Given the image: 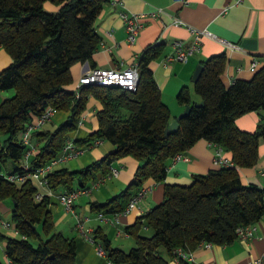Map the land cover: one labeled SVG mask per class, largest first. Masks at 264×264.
Wrapping results in <instances>:
<instances>
[{"label": "trees", "instance_id": "trees-1", "mask_svg": "<svg viewBox=\"0 0 264 264\" xmlns=\"http://www.w3.org/2000/svg\"><path fill=\"white\" fill-rule=\"evenodd\" d=\"M107 0H0V45L12 58L0 70V91L14 89L0 103V169L24 173L22 162L28 146L21 133L48 105L69 111L54 130L32 133L36 150L30 158L32 168L47 164L62 150L78 129V121L90 97L102 107L96 114L99 126L78 144L96 138L108 140L115 148L81 169L55 168L48 175L49 186L71 191L86 187L97 175H106L112 163L131 155L139 160L130 183L104 202L92 201L95 213L116 214L148 181L166 178L168 160L184 153L198 140L215 143L232 153L235 165L253 167L259 160V145L264 141V114L254 131L241 129L236 119L248 112L264 110V65L251 79H235L229 86L222 80L227 62L225 52L202 61L203 70L194 87L204 101L192 100L183 85L177 99L190 105L179 120L180 128L170 134L165 128L171 112L162 99L151 62L162 55L164 44L157 42L139 55V80L135 90L122 86L86 84L75 89L71 68L86 61L95 64L93 55L100 35L95 22ZM56 10L46 8V3ZM217 166L194 173L189 184L165 183L164 197L126 232L135 239L130 250L112 246L110 239L96 228L107 259L112 264H172L175 249L196 250L203 242L225 245L238 238L241 226L255 223L264 215V188L244 183L238 169ZM38 186L33 178L18 184L0 175V200H12L11 222L18 236L0 233L5 251L14 264H78L77 243L55 230L52 198H36ZM147 226L151 232L143 234ZM46 235L44 238L41 231ZM103 244V243H102ZM163 247L166 256L160 252ZM0 264H5L0 259ZM180 264H191L180 260Z\"/></svg>", "mask_w": 264, "mask_h": 264}, {"label": "crops", "instance_id": "crops-1", "mask_svg": "<svg viewBox=\"0 0 264 264\" xmlns=\"http://www.w3.org/2000/svg\"><path fill=\"white\" fill-rule=\"evenodd\" d=\"M46 8L56 10L57 7L47 2ZM156 9H162L161 16L145 19L137 40L130 43L127 40L125 22L120 13L122 11L142 13ZM176 18L180 19L182 23H174ZM95 26L100 35L98 47L93 55L95 64L92 65L91 62L86 61L73 65L71 68L73 80L68 88L75 89L81 76L92 67L125 66L139 57L146 46L161 42L164 44L163 53L151 62V67L162 91V99L170 108L171 120L177 117L179 112L184 111L186 107L177 99V93L183 85L189 87L192 100L202 101L201 96L193 89L192 75L197 65L208 57L222 52L226 53L227 62L221 77L227 86L238 78L251 79L255 72L264 65V0H107L96 19ZM190 27L207 29L210 34L201 37L200 48L190 56L186 63L176 61L164 63V57L173 51V41L175 39H183L187 42L194 39ZM217 37L226 39L240 47L227 45ZM245 38L255 39L256 47L243 46L242 41ZM11 61L12 58L9 53L0 45V70L10 64ZM253 62L256 64L254 65ZM101 107L102 104L98 99L93 96L90 97L84 111L87 115L84 124L72 133L73 138H85L97 130L99 121L96 112ZM263 114L264 110L251 111L239 116L236 123L243 130L254 131L260 116ZM106 142L103 147L99 146L103 141L98 146L93 147L92 162L102 158L115 148L112 142ZM217 148L218 146L215 143L205 139L198 140L190 149L184 152L182 159L174 164H172V159L168 160L169 167L163 181L150 180L145 184L152 185V189L146 193L131 212L111 216L113 221H103L112 224L116 231L118 229L126 231V226L134 224L142 215L162 201L165 183L189 184L194 173H204L220 166L215 165L213 161ZM223 155L233 161L230 151L223 150ZM139 163V160L131 155L116 159L112 163V166L119 168V174L115 177L112 176L116 180L110 190L106 191V194L97 196L94 201L104 202L126 188L127 184L133 179ZM235 167L238 169L244 183H256L264 188V141L261 140L260 142L259 160L253 167H240L238 165H235ZM104 176L105 178L100 183L111 178L106 177V175L102 176L101 172L98 173L97 178ZM54 201L56 204L59 202L56 199L52 200V203ZM12 207L13 204L10 198L9 200L8 198L0 200V215L8 214L11 216ZM50 208L52 209V204ZM75 208L78 210L76 203ZM87 208L92 211L91 203L87 205ZM78 213L80 214V212ZM93 214L95 218L102 221L97 217V213L93 212ZM89 217L90 214L85 216V222ZM57 223L58 221H55V224ZM254 224L255 230L250 238L242 239L238 237L233 242L225 245H200L193 251L194 258L190 263L246 264L248 261L258 258L264 252V215ZM98 227L101 226L98 225L92 228L96 231ZM143 228L147 234L151 232L147 226ZM143 228L141 232H143ZM129 237L132 236L129 235ZM73 238L77 243L78 264H85V257L81 253L83 248L93 250L96 244L88 241L79 233L75 234ZM99 240L102 243L101 239ZM123 249L126 250V247ZM0 259L5 264H14L7 257L5 242L1 239ZM172 264H180V262L172 260Z\"/></svg>", "mask_w": 264, "mask_h": 264}, {"label": "built area", "instance_id": "built-area-1", "mask_svg": "<svg viewBox=\"0 0 264 264\" xmlns=\"http://www.w3.org/2000/svg\"><path fill=\"white\" fill-rule=\"evenodd\" d=\"M121 16L125 22L126 31H127V40L130 43H134L138 35L144 25L145 19L149 17L157 18L162 14V9H156L150 12H128L122 11ZM174 23L181 24L182 21L178 18L174 19ZM190 31L194 34V39L191 42H187L183 39H175L173 41V51L167 54L164 57V63L171 62H181L186 63L190 56L200 48L201 37L203 35L210 34L207 29H198L196 27H190ZM218 38V37H217ZM221 42L233 46L240 47L239 45H235L227 41L223 38H218ZM137 57L130 64L125 66L121 65L119 67H92L89 71H87L84 75L81 76L77 87L75 88L76 94L79 95V88L82 85L86 84H97L104 86H122L128 90H135L138 85L139 80V61ZM255 65L256 63L253 62ZM57 108L52 105H48L45 109L38 115L34 122L28 123L25 129L21 133V140L25 145L28 146L27 151L25 152V158L22 162V167L24 169V173L20 172H5L0 169V175H3L6 179L12 182H16L18 184H22L26 182L29 178H33L35 180L36 185L38 186V191L36 193V198L41 200L44 196H48L50 198H56L68 212H71L76 217L75 227L76 229L90 242L96 244V249L98 254L105 255L106 251L101 242H99L96 238L95 231L92 227L85 226V219L80 216L78 211L75 208V199L84 193H88L103 181L104 177L97 178L94 182L90 183L86 187H78L71 191L68 190H60L56 191L49 186L48 183V175L51 171H53L57 165L64 163L72 158L79 156L81 153L86 151L89 148L98 146L103 140L100 138H96L88 143L83 145L78 144L75 141V138L71 137L67 139L65 142L61 152L50 160L47 164L32 168L30 164V158L36 150V145L32 141V133L39 129H42L43 126L49 122L54 114L57 112ZM86 114L82 113L78 126H82L84 124V120L86 118ZM218 148L214 155V164L220 166H233L235 165L234 161H231L224 157L223 148L217 145ZM184 157V153H177L172 157V164L176 161L182 159ZM169 167V166H168ZM167 167V169H168ZM119 174V168L111 165L109 173L106 174V177L117 176ZM152 189V185H144L138 191L136 195H134L126 208L118 212L116 214H104L102 212L97 213V217L102 220L113 221L111 216H118L120 214H127L131 212L137 205V203L146 195L148 191ZM117 219V217H116ZM13 223L9 220H6L2 216H0V225L2 227H10ZM255 230V224H248L241 226L237 230L238 237L242 239H247L252 237ZM15 232L18 233L15 228ZM123 233L128 234L126 231L118 229L117 234L121 235ZM201 245L211 246L210 242H203ZM193 252L186 251L182 247H178L175 249V256L173 260L176 262H180V260H193ZM246 264H264V252L258 258L248 261Z\"/></svg>", "mask_w": 264, "mask_h": 264}, {"label": "rangeland", "instance_id": "rangeland-1", "mask_svg": "<svg viewBox=\"0 0 264 264\" xmlns=\"http://www.w3.org/2000/svg\"><path fill=\"white\" fill-rule=\"evenodd\" d=\"M193 89L195 90L194 87V82H193ZM15 93V90L12 89H6V90H1L0 91V103L1 101L8 97V96H12ZM197 93V92H196ZM181 112L178 113V115ZM69 114V111L64 110V109H59L57 110V112L54 114V116L52 117V119L47 122L43 128L45 129H50V130H54L55 128H57V126L63 122L67 116ZM108 140H103V143H101L99 146L103 147L104 143L106 144ZM93 147L87 149L86 151H84L83 153H81L79 156L72 158L64 163H61L60 165H57L56 168H60V167H68L69 169H81L83 167H85L86 165H88L89 163L92 162L91 159V153H92ZM115 177V176H113ZM108 178L105 182L99 183L97 184L95 187H93V189L91 191H89L88 193H84L79 195L76 199H75V203L78 205V212H80V216L82 218H85V216L87 214H90L89 219L85 222V226L86 227H96L98 225H100L102 227V231L104 234L107 235V237L110 239L112 246H120V247H126V250H130V248L133 246L132 243H135V239L134 237H129L130 234H126L123 233L122 235H117V231L115 229V227L110 224L107 221H100L97 218H95L93 215V212L87 208V205L90 204L92 201L95 200V198H97V196H102L104 194H106L108 190H110V187H112L114 181L116 180V178ZM94 181H91L90 183H92ZM129 184V183H128ZM127 184V185H128ZM59 191V190H58ZM9 200V198H8ZM53 200H56V198H53ZM52 211H53V216L55 221H58L57 224H55V230L59 231L61 230L64 234H66L69 237H73L75 234L77 235L78 233L81 234L77 229H75L74 225L76 223V217L73 213L68 212L65 207L60 203L57 202V204L55 203V201L52 203ZM3 218H5L6 220L11 221V218L8 214H2L0 215ZM39 230L41 231V228H39ZM0 232H3L5 234H8L10 236H18L19 234L15 232V225L12 224L10 227H2L0 225ZM42 236L45 238L46 235L41 231ZM143 234H147L143 228ZM3 242H5L4 240H2ZM104 247L106 248L103 240L101 239ZM100 242V240H99ZM160 252L163 255H167L166 251L163 247L160 248ZM82 256L85 257V264H112L107 257L104 255H100L97 252V249L94 245V249H87V248H83L82 250ZM99 257V258H98Z\"/></svg>", "mask_w": 264, "mask_h": 264}, {"label": "water", "instance_id": "water-1", "mask_svg": "<svg viewBox=\"0 0 264 264\" xmlns=\"http://www.w3.org/2000/svg\"><path fill=\"white\" fill-rule=\"evenodd\" d=\"M242 45L248 48H255L256 47V40L252 39V38H245L242 41ZM203 70V65L198 64L193 75H192V80L195 82L198 80V78L200 77L201 73ZM198 104L203 105L204 101H200L198 102ZM190 111V105H186L184 111H182L177 117L173 118L169 124L167 125V127L165 128V133L166 134H170L171 132L177 131L180 128V122L179 120L181 119L182 116H184L185 114H187Z\"/></svg>", "mask_w": 264, "mask_h": 264}]
</instances>
